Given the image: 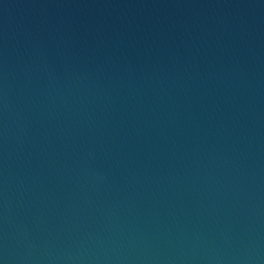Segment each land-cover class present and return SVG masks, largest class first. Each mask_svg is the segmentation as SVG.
<instances>
[{"label": "water", "instance_id": "obj_1", "mask_svg": "<svg viewBox=\"0 0 264 264\" xmlns=\"http://www.w3.org/2000/svg\"><path fill=\"white\" fill-rule=\"evenodd\" d=\"M0 264H264V0H0Z\"/></svg>", "mask_w": 264, "mask_h": 264}]
</instances>
